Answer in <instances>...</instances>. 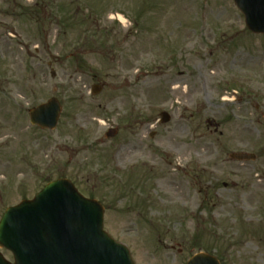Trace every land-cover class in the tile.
I'll return each instance as SVG.
<instances>
[{
	"label": "rangeland",
	"instance_id": "1",
	"mask_svg": "<svg viewBox=\"0 0 264 264\" xmlns=\"http://www.w3.org/2000/svg\"><path fill=\"white\" fill-rule=\"evenodd\" d=\"M56 178L137 264H264V34L231 0H0V216Z\"/></svg>",
	"mask_w": 264,
	"mask_h": 264
},
{
	"label": "water",
	"instance_id": "2",
	"mask_svg": "<svg viewBox=\"0 0 264 264\" xmlns=\"http://www.w3.org/2000/svg\"><path fill=\"white\" fill-rule=\"evenodd\" d=\"M254 33H264V0H232ZM51 76L54 73L51 72ZM99 91L93 86L92 92ZM61 107L55 97L29 110L32 124L52 129ZM161 122L169 120L160 113ZM109 129L105 136H113ZM235 159L253 154L234 153ZM103 208L83 197L67 179L46 184L31 200L5 210L0 218V246L13 254V263L0 254V264H134L128 249L103 230ZM186 264H219L205 253L193 255Z\"/></svg>",
	"mask_w": 264,
	"mask_h": 264
},
{
	"label": "bare ground",
	"instance_id": "3",
	"mask_svg": "<svg viewBox=\"0 0 264 264\" xmlns=\"http://www.w3.org/2000/svg\"><path fill=\"white\" fill-rule=\"evenodd\" d=\"M117 17H118L121 21H123V22L125 21L124 18H123L122 16L117 15ZM259 185H260V182H258L257 184H255V186H257V187H258Z\"/></svg>",
	"mask_w": 264,
	"mask_h": 264
}]
</instances>
